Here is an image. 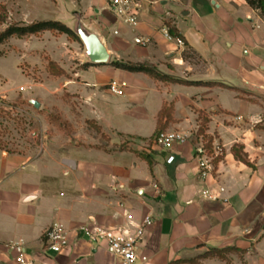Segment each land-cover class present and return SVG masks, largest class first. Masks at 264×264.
<instances>
[{
  "label": "crops",
  "instance_id": "1",
  "mask_svg": "<svg viewBox=\"0 0 264 264\" xmlns=\"http://www.w3.org/2000/svg\"><path fill=\"white\" fill-rule=\"evenodd\" d=\"M57 1V11L65 14L80 12L81 4L87 18L83 25L100 37L110 61L93 65L67 36L59 38L58 50L74 47L54 58L70 75L56 77L60 113L63 95L70 94L84 128L72 137L56 132L35 156L0 149V264H16L10 246L19 241L34 264H120L104 245L78 238L77 230L93 225L118 229L147 217L153 224L140 249L148 257L146 264H264L260 13L246 0H144L139 24L131 28L115 19L105 0ZM92 15L95 19H88ZM70 18L54 21L74 31L77 17ZM42 21L51 20L22 19L20 25ZM165 28L185 46L168 41ZM113 62L147 65L182 83L156 81L117 69ZM112 82L122 88L121 95L110 91ZM164 107L172 110L163 120L166 131L188 136L169 152L154 145ZM215 142L223 153L214 177L204 183L196 148ZM171 155L175 160L168 164ZM217 184L226 188L228 203L201 198L202 188ZM54 222L71 233L70 246L58 254L47 251L43 241ZM230 248L244 251L243 259L235 252L226 259L202 258L211 250Z\"/></svg>",
  "mask_w": 264,
  "mask_h": 264
},
{
  "label": "rangeland",
  "instance_id": "2",
  "mask_svg": "<svg viewBox=\"0 0 264 264\" xmlns=\"http://www.w3.org/2000/svg\"><path fill=\"white\" fill-rule=\"evenodd\" d=\"M80 2L81 0L79 4ZM58 4L57 0H0V7H5L0 12V20H3L0 33L10 25H20L22 19L54 21L69 15L71 21L76 17L87 20L81 4L80 12L68 14L59 13ZM23 5L30 6L31 11L20 12ZM34 6L45 11L39 14L35 12ZM94 17L92 15L88 19L93 20ZM84 27L86 28L85 25ZM86 29L94 33L93 30ZM62 36L64 35L57 32H47L38 37L39 40L33 36L21 39L12 37L0 44V149L35 156L42 149L43 143L52 139L56 132L72 137L83 131L77 103L72 102L70 94L63 95L65 108L60 113V93L55 89V73L60 67L54 58L61 51L66 52V49L74 51V47L68 45H63L60 47L62 50H58V40ZM69 41L75 43V48L85 54L81 41ZM51 62L56 65L51 67ZM65 78L70 79V75L67 74ZM29 100L38 102L40 108L36 109ZM93 131L98 132L96 128Z\"/></svg>",
  "mask_w": 264,
  "mask_h": 264
},
{
  "label": "built area",
  "instance_id": "3",
  "mask_svg": "<svg viewBox=\"0 0 264 264\" xmlns=\"http://www.w3.org/2000/svg\"><path fill=\"white\" fill-rule=\"evenodd\" d=\"M144 0H105L107 9L117 21L131 28L139 24V16L143 7ZM164 37L175 42L177 46L184 47V41L180 38H174L168 29H163ZM115 35L118 32H114ZM110 91L115 95L122 94V88L117 82H112ZM242 117H237V121H242ZM188 136L179 131H164L159 133L154 139V145L162 150L169 152L174 146L185 144ZM222 146L215 142L208 147L207 143H201L196 148L195 159L198 165V174L202 182L206 183L214 177L215 163L222 156ZM175 160L173 155L167 159L168 164ZM226 188L217 184L215 188L204 187L200 195L201 198L208 202L228 203L225 195ZM153 220L147 217L140 224H129L126 227L118 229H107L100 226H84L77 230V237L83 238L93 245H104L107 252L117 258L120 264H146L148 257L140 252L141 245L144 241L146 230L152 226ZM70 231L61 222H54L43 234V241L47 251L58 254L70 246ZM11 250L15 253L16 264H34L27 257L25 244L19 241L11 244Z\"/></svg>",
  "mask_w": 264,
  "mask_h": 264
},
{
  "label": "trees",
  "instance_id": "4",
  "mask_svg": "<svg viewBox=\"0 0 264 264\" xmlns=\"http://www.w3.org/2000/svg\"><path fill=\"white\" fill-rule=\"evenodd\" d=\"M247 4L253 9L260 13L261 18L264 20V0H246ZM5 7H0V12L4 11ZM3 23V20H0V24ZM44 32H51V33H59L62 35H66L69 39H72L74 41L80 42L81 40L78 38V36L74 33L72 29L67 27L65 24L59 22V21H42V22H35L30 25H10L8 28L0 33V44L5 42L6 40L16 37V38H24V37H31V36H37L39 34H42ZM51 67H54L56 64L51 62L49 64ZM90 64H86L84 67H87ZM112 66H114L117 69L124 70L131 73H143L151 78H153L156 81L161 82H175V83H182L181 81L174 80L172 78H169L167 76H163L160 73L157 72V70L153 67L147 66V65H137V64H131V63H120V62H113ZM67 74L60 68H58V71L55 73L56 77H65ZM172 110L171 108L164 107L163 110L160 113L159 116V123H158V129L156 136L166 131L167 124L163 123L164 118H170ZM88 124H91L88 122ZM98 132H100L99 128H96ZM147 162L151 164V161L148 157H145ZM245 162L244 159H241ZM235 252L239 255L241 259H243V255L245 254L244 251L230 248L225 250H211L209 253L202 256V258H211V257H218L220 259H226V255ZM197 260H191V261H180L176 262L174 264H196Z\"/></svg>",
  "mask_w": 264,
  "mask_h": 264
},
{
  "label": "water",
  "instance_id": "5",
  "mask_svg": "<svg viewBox=\"0 0 264 264\" xmlns=\"http://www.w3.org/2000/svg\"><path fill=\"white\" fill-rule=\"evenodd\" d=\"M74 33L78 36L85 47V57L89 63L93 65H104L110 61V54L96 33L88 31L80 17H77V23ZM36 109L40 108V104L36 101L30 102Z\"/></svg>",
  "mask_w": 264,
  "mask_h": 264
}]
</instances>
